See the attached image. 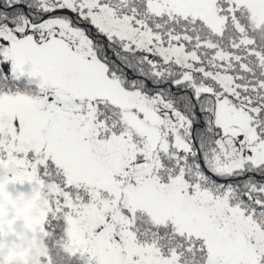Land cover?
I'll list each match as a JSON object with an SVG mask.
<instances>
[{
	"label": "snow or ice",
	"instance_id": "snow-or-ice-1",
	"mask_svg": "<svg viewBox=\"0 0 264 264\" xmlns=\"http://www.w3.org/2000/svg\"><path fill=\"white\" fill-rule=\"evenodd\" d=\"M4 178L44 195L0 183V237L63 220L82 264H264V0H0Z\"/></svg>",
	"mask_w": 264,
	"mask_h": 264
},
{
	"label": "rangeland",
	"instance_id": "rangeland-1",
	"mask_svg": "<svg viewBox=\"0 0 264 264\" xmlns=\"http://www.w3.org/2000/svg\"><path fill=\"white\" fill-rule=\"evenodd\" d=\"M0 183L5 185L12 202L19 208L34 205L44 195L43 193L33 192L31 186L27 183L24 185H11L6 178L0 180ZM43 237L42 234L28 230L22 221H16L14 223V233H6L3 237H0V260L8 257V264H47L40 259L43 252ZM65 243L69 252L70 241L67 232L64 234V245ZM25 249L28 250V254L23 258L10 256L13 251L19 253Z\"/></svg>",
	"mask_w": 264,
	"mask_h": 264
},
{
	"label": "trees",
	"instance_id": "trees-1",
	"mask_svg": "<svg viewBox=\"0 0 264 264\" xmlns=\"http://www.w3.org/2000/svg\"><path fill=\"white\" fill-rule=\"evenodd\" d=\"M59 224L64 226L62 220L56 221L50 219V224L46 225V228L50 230L49 235L44 236L43 252L41 254V260H44L48 264V258H51V264H82L77 258H71L67 251L66 243L64 245L65 230L59 227H54ZM54 230V231H51Z\"/></svg>",
	"mask_w": 264,
	"mask_h": 264
},
{
	"label": "clouds",
	"instance_id": "clouds-1",
	"mask_svg": "<svg viewBox=\"0 0 264 264\" xmlns=\"http://www.w3.org/2000/svg\"><path fill=\"white\" fill-rule=\"evenodd\" d=\"M28 254V250L25 249L23 252H15L13 251L12 253H10V256H19L20 258H23L25 255ZM8 257H6L4 260H0V264H8Z\"/></svg>",
	"mask_w": 264,
	"mask_h": 264
}]
</instances>
